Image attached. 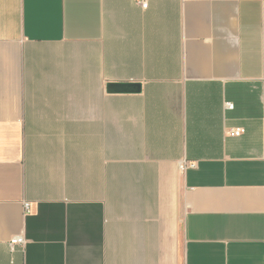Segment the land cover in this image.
<instances>
[{
  "label": "crops",
  "instance_id": "0c3cea01",
  "mask_svg": "<svg viewBox=\"0 0 264 264\" xmlns=\"http://www.w3.org/2000/svg\"><path fill=\"white\" fill-rule=\"evenodd\" d=\"M140 1L0 0V264H264V0Z\"/></svg>",
  "mask_w": 264,
  "mask_h": 264
},
{
  "label": "built area",
  "instance_id": "2783aa9c",
  "mask_svg": "<svg viewBox=\"0 0 264 264\" xmlns=\"http://www.w3.org/2000/svg\"><path fill=\"white\" fill-rule=\"evenodd\" d=\"M139 3L141 4L142 7H146L147 6V2L145 0H142ZM225 106L227 108H233V104L230 103V102H226L225 103ZM234 134L235 135H239L240 134V130L239 129H236L234 131ZM192 165H193V163H188L187 161H184V162H180L178 167L181 170H184L185 168H187L189 166H192ZM25 206L28 207V204H25ZM22 243H23V238L20 237V236L19 237H14V238L11 239V245L22 244Z\"/></svg>",
  "mask_w": 264,
  "mask_h": 264
},
{
  "label": "water",
  "instance_id": "95a60500",
  "mask_svg": "<svg viewBox=\"0 0 264 264\" xmlns=\"http://www.w3.org/2000/svg\"><path fill=\"white\" fill-rule=\"evenodd\" d=\"M109 92H139L140 91V84L138 83H119V84H110L108 86Z\"/></svg>",
  "mask_w": 264,
  "mask_h": 264
}]
</instances>
